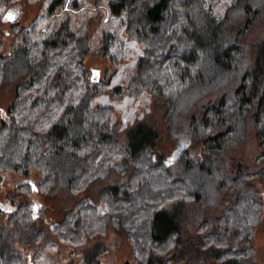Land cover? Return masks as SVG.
I'll return each instance as SVG.
<instances>
[{
    "label": "trees",
    "instance_id": "1",
    "mask_svg": "<svg viewBox=\"0 0 264 264\" xmlns=\"http://www.w3.org/2000/svg\"><path fill=\"white\" fill-rule=\"evenodd\" d=\"M10 1L0 0V23L9 21ZM48 1L46 16L27 27L16 25L20 44L0 56V88L15 85L0 122V188L4 172L28 176L32 170L44 174L35 190L40 193L48 185L79 193L108 181L100 192L105 211L82 198L46 229L35 202H18L15 194L10 208L0 202V264H29L23 254L29 247L37 249L38 258L46 256L47 230L82 246L110 225L133 244L128 264H262L253 256L257 225L251 219L259 217L264 203L250 181L264 177V35L249 54L245 40L256 25H264V0L228 5L222 0H109L111 15L120 17L128 36L144 47L141 59L146 61L126 87L118 83L110 91L111 80L97 81L84 69L85 58L94 53L87 29L76 30L68 18L57 28L43 27L68 4ZM69 3L79 6L75 0ZM127 45L106 31L98 54L118 64L125 60ZM166 76L178 81L165 85ZM216 79V91L198 89ZM179 83L188 86L179 92ZM137 85L167 99L172 119L179 107L190 133L183 131L181 139L188 136L190 145L202 141L201 158L186 150L177 161L161 162L155 153L159 132L147 119L129 128L112 122L113 109L103 100L135 97ZM167 88L177 96L166 94ZM249 124L260 144L256 174L242 162L225 163L228 149L246 137ZM169 130L177 134L176 123ZM215 195L228 199L201 215L190 245L187 201L199 204L203 196Z\"/></svg>",
    "mask_w": 264,
    "mask_h": 264
},
{
    "label": "rangeland",
    "instance_id": "2",
    "mask_svg": "<svg viewBox=\"0 0 264 264\" xmlns=\"http://www.w3.org/2000/svg\"><path fill=\"white\" fill-rule=\"evenodd\" d=\"M73 0H67L68 4L63 10H59L52 17H49L47 21H44L43 27L52 25L57 28L60 23L65 19H70L71 24L76 30L82 28L87 29L89 32V43L94 53L88 55L84 60V69L88 72L89 76L96 78L97 81L111 82L108 90L110 91L112 85L122 84L126 87L132 78L135 79L141 69H143V62L145 49L139 45L136 40L131 39L128 36L126 27L122 23L120 17H113L109 8V0H75L78 1L79 6L72 8L69 2ZM233 0H222L225 4H230ZM48 0H11L7 8V16L9 13L14 15L13 20L3 21L0 23V40L2 42V49L0 50V56L7 55L14 46L19 45L21 38L17 33V26L27 27L35 21L39 16H46ZM221 12V11H220ZM109 31L117 34L121 39L127 42V52H125V60L115 64L111 60L105 59L102 55L98 54L99 48L102 46V35L104 32ZM264 35V25L258 24L251 29L246 37L245 43H247V54L250 53L251 47L254 49L256 44L261 40ZM252 49V50H253ZM146 67V66H145ZM149 76V73H148ZM168 76V75H167ZM165 77V85L169 84V80L172 84L176 79L170 76V79ZM115 77V78H114ZM180 82V81H179ZM179 92L181 89L188 85H182L179 83ZM218 86V80L216 79L209 85H203L198 89L202 90L207 87L208 91H216ZM140 86L135 87L136 96L128 97L124 101L111 100L105 98L103 102L111 105L113 109L112 122L119 123L129 128L133 126L139 119H147L149 124L156 127L159 132V140L155 148V153L159 161L169 164L170 161H177V159L188 150L194 159L201 158V150L203 149L202 141L192 143L190 145V138L181 139L183 131L190 134L189 131L183 126L184 117L180 114L179 107L174 118H171V107L166 100L161 98H155L148 91L140 90ZM176 88V87H174ZM167 88L165 93L170 96H174L175 89ZM196 89V88H195ZM15 85H10L6 88H0V122L7 115V110L12 103L14 97ZM178 94V93H177ZM214 94V93H213ZM169 95L167 96L168 98ZM177 95H175L176 97ZM173 97V98H175ZM171 99V98H170ZM178 102V101H177ZM180 102V101H179ZM193 107H196L197 101H193ZM177 104V103H176ZM189 102L186 104L188 105ZM184 105V106H186ZM183 106V107H184ZM180 107V108H183ZM192 106H190V110ZM189 110V109H187ZM167 118H170L169 120ZM170 123L173 125L176 123V133H172L169 130ZM123 128V126H122ZM248 130L246 137L237 142V145L231 146L227 154L225 155V163L229 167L234 163L242 162L247 167L249 166L250 173H257L258 165L255 163L257 156L260 153V144L256 135V130L250 124L247 125ZM186 134V135H187ZM178 137V138H177ZM120 138V135H118ZM177 139H179L177 141ZM180 139L182 140L180 142ZM186 141V142H184ZM188 142V143H187ZM185 143V145H179ZM239 145V146H238ZM238 146V147H236ZM248 171V172H249ZM117 174H112L109 178H115ZM4 183L0 188V202L4 209L14 205L12 198L15 194H19L16 197L18 202H24L26 200H32L34 205L38 206V213L40 218L45 220L44 227L47 229L49 224L55 221L63 219L68 210L76 203L77 200L86 198L91 200L94 205H98L102 211H105L103 201H101V188L108 181H100L95 186L87 188V190L79 193L68 190L66 187H59L50 189L49 185L42 189V192H36V186H38L44 179V174L32 170L30 175L23 176L21 174L4 172ZM122 179L127 180L128 173L121 176ZM251 184H253L261 195V203H264V177L251 178ZM28 184L24 189L22 184ZM48 187V188H47ZM34 190V191H32ZM208 194L214 191L211 187L206 188ZM207 197V198H206ZM203 196V201L199 204L190 202L188 223L186 226L187 240L190 245H193V238L189 235L197 236L199 233V221L206 211H210L211 208L217 207L223 203L228 197L217 196L209 198ZM217 200L215 201L214 199ZM103 204V205H102ZM221 211V207H220ZM219 212V209L217 210ZM253 223H256L254 235V260L264 264V207L260 210L259 217L251 219ZM255 225V226H256ZM202 233V232H200ZM50 241L48 245H44L45 242ZM48 253L46 256L38 258L37 249L24 248L23 254L28 258L29 264H93L98 262L99 264H128L133 262V244L128 238L127 234L113 225L108 226L103 232L96 233L95 236L87 239L84 245L74 246L70 243L58 240L56 236L47 230V236L44 238L43 246ZM37 252V253H36ZM173 264H192L190 261L185 260L181 262H175Z\"/></svg>",
    "mask_w": 264,
    "mask_h": 264
},
{
    "label": "snow or ice",
    "instance_id": "3",
    "mask_svg": "<svg viewBox=\"0 0 264 264\" xmlns=\"http://www.w3.org/2000/svg\"><path fill=\"white\" fill-rule=\"evenodd\" d=\"M15 17L12 13H9L7 17H5V19L7 20H13Z\"/></svg>",
    "mask_w": 264,
    "mask_h": 264
}]
</instances>
